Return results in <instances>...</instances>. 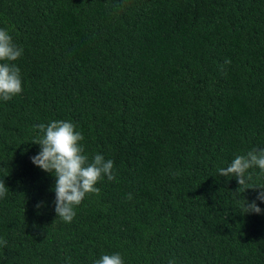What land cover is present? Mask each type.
I'll return each instance as SVG.
<instances>
[{
  "label": "trees",
  "instance_id": "1",
  "mask_svg": "<svg viewBox=\"0 0 264 264\" xmlns=\"http://www.w3.org/2000/svg\"><path fill=\"white\" fill-rule=\"evenodd\" d=\"M0 28L23 48V91L0 100V264H264L260 189L218 172L264 148V0H0ZM54 120L114 162L71 223L30 159Z\"/></svg>",
  "mask_w": 264,
  "mask_h": 264
},
{
  "label": "clouds",
  "instance_id": "2",
  "mask_svg": "<svg viewBox=\"0 0 264 264\" xmlns=\"http://www.w3.org/2000/svg\"><path fill=\"white\" fill-rule=\"evenodd\" d=\"M23 54V48L13 42L8 29L0 28V100L9 101L22 91V77L19 67L14 63ZM226 60L225 64H230ZM223 72L224 66H220ZM35 136L30 143L40 146L38 154L30 157L31 162L42 171L51 174L55 178L52 191L55 192V214L65 223H71L76 215L75 208L79 206L86 196L99 195L100 189L96 184L105 177L109 181L115 179L114 162L105 160L103 155L96 154L89 161L84 154L81 141L84 139L76 126L65 120H54L45 125H34ZM258 168L264 174V148L253 149L246 155H237L225 168H219L220 176L231 180H237L239 187L237 193L243 188L260 189L251 202L244 204V214H262V210L256 201L264 202V185H251L250 169ZM8 188L4 180L0 179V198L7 194ZM129 194L128 199H131ZM37 207H40L38 204ZM6 240H0V245L6 246ZM93 264H124L119 253L105 254L96 259ZM169 264H175L170 261Z\"/></svg>",
  "mask_w": 264,
  "mask_h": 264
}]
</instances>
